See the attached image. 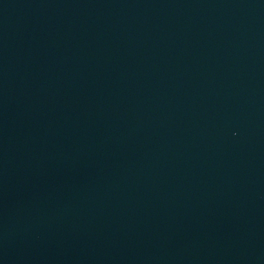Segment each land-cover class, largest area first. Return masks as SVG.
<instances>
[{
    "label": "water",
    "instance_id": "95a60500",
    "mask_svg": "<svg viewBox=\"0 0 264 264\" xmlns=\"http://www.w3.org/2000/svg\"><path fill=\"white\" fill-rule=\"evenodd\" d=\"M0 264H264V0H0Z\"/></svg>",
    "mask_w": 264,
    "mask_h": 264
}]
</instances>
